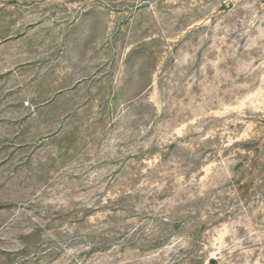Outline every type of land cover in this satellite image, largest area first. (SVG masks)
Here are the masks:
<instances>
[{"label": "rangeland", "instance_id": "rangeland-1", "mask_svg": "<svg viewBox=\"0 0 264 264\" xmlns=\"http://www.w3.org/2000/svg\"><path fill=\"white\" fill-rule=\"evenodd\" d=\"M0 264H264V0H0Z\"/></svg>", "mask_w": 264, "mask_h": 264}]
</instances>
